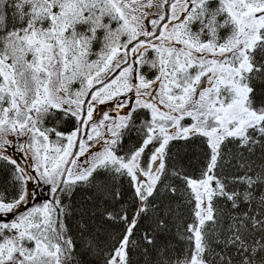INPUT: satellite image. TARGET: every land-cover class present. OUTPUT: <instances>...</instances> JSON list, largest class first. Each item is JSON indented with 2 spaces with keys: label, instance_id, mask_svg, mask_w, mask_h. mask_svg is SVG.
Segmentation results:
<instances>
[{
  "label": "snow or ice",
  "instance_id": "obj_1",
  "mask_svg": "<svg viewBox=\"0 0 264 264\" xmlns=\"http://www.w3.org/2000/svg\"><path fill=\"white\" fill-rule=\"evenodd\" d=\"M0 264H264V0H0Z\"/></svg>",
  "mask_w": 264,
  "mask_h": 264
}]
</instances>
